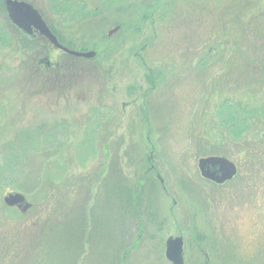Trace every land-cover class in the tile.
I'll use <instances>...</instances> for the list:
<instances>
[{"label": "rangeland", "instance_id": "rangeland-1", "mask_svg": "<svg viewBox=\"0 0 264 264\" xmlns=\"http://www.w3.org/2000/svg\"><path fill=\"white\" fill-rule=\"evenodd\" d=\"M21 1L96 55L51 50L43 88L0 0V264H169L175 235L185 264H264V0ZM212 156L239 175L203 180Z\"/></svg>", "mask_w": 264, "mask_h": 264}, {"label": "water", "instance_id": "water-1", "mask_svg": "<svg viewBox=\"0 0 264 264\" xmlns=\"http://www.w3.org/2000/svg\"><path fill=\"white\" fill-rule=\"evenodd\" d=\"M3 3L8 20L18 30L27 35H32L33 31H35L40 36L44 37L54 48L74 58L90 60L95 57L94 52L72 51L59 44L56 37L51 33L44 22L42 16L31 4L17 0H3ZM117 31L118 27L110 30L107 36L110 37ZM197 168L203 179L218 185L232 180L236 175L235 164L222 157L201 158L198 160ZM3 203L9 208L18 207L23 211L28 207L27 205L22 207L25 204V199L19 193L7 194L3 198ZM165 258L171 264H183L181 238H169L166 241Z\"/></svg>", "mask_w": 264, "mask_h": 264}, {"label": "trees", "instance_id": "trees-1", "mask_svg": "<svg viewBox=\"0 0 264 264\" xmlns=\"http://www.w3.org/2000/svg\"><path fill=\"white\" fill-rule=\"evenodd\" d=\"M163 2V1H161ZM165 2V1H164ZM157 7V4H154L153 6L150 7V9H153ZM53 32V30H52ZM54 33V32H53ZM20 41L24 42L25 44H32V45H37L39 46L40 45V48H41V51L43 52L44 55H48V52L50 50V48L48 49V46L46 44H42V43H39L37 44L35 41H37L36 39H32L31 37H28L22 33H20ZM62 55L66 56V57H69L71 58L72 60H80V59H76V58H73V57H70L66 54H63ZM82 60V59H81ZM52 62V60H51ZM36 66L39 68V71H42L41 73V76H33V80L39 84H41V86H43V88H45V86H49V85H54L58 82H60V79L58 78L59 76L56 75L57 74V68H59V64H51L50 66H46V64L44 62H40L39 60L37 61L36 63ZM37 71V69H36ZM154 87V85H153ZM232 120H234V118H232Z\"/></svg>", "mask_w": 264, "mask_h": 264}, {"label": "flooded vegetation", "instance_id": "flooded-vegetation-1", "mask_svg": "<svg viewBox=\"0 0 264 264\" xmlns=\"http://www.w3.org/2000/svg\"><path fill=\"white\" fill-rule=\"evenodd\" d=\"M31 38L32 39H36L37 41L38 40H42L44 44H46L48 46V49L50 48L49 52H48V55H45L43 57L44 61H46V66H50L51 64H54V63H51V58L49 57V55L52 53L51 50H55L52 46H50L49 43H47V41L42 37L40 36L37 32H33V34L31 35ZM247 155V153H246ZM236 164V163H235ZM236 168H237V174L236 176L233 178L235 179L238 175H239V168H238V165L236 164ZM157 177H159L157 175ZM159 179V178H158ZM210 183V182H209ZM228 183V182H227ZM213 184V183H211ZM226 183L222 184V185H216V184H213L214 187H222L223 185H225ZM177 237H180L182 239V259H183V263L185 264V260H184V240H183V236L182 235H175V236H169L166 241L169 239V238H177ZM166 241L164 243V257H165V251H166ZM167 261V260H166ZM168 262V261H167ZM169 263V262H168ZM171 264V263H169Z\"/></svg>", "mask_w": 264, "mask_h": 264}]
</instances>
